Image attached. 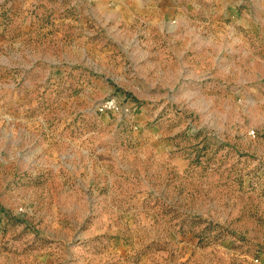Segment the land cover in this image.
I'll return each instance as SVG.
<instances>
[{
  "label": "rangeland",
  "instance_id": "obj_1",
  "mask_svg": "<svg viewBox=\"0 0 264 264\" xmlns=\"http://www.w3.org/2000/svg\"><path fill=\"white\" fill-rule=\"evenodd\" d=\"M46 15L36 14L30 44L22 50L10 44L9 52L28 54L29 64L39 57L61 66L70 44L53 37L50 24L57 17ZM199 48L179 38L177 59L163 56L162 74L147 78L149 91L127 100L108 97L124 111L119 117L114 111L105 128L102 119L99 129L88 115L96 98L84 92L81 101L74 100L82 86L68 92V85L61 106L27 113L50 121L41 131L50 152L34 153L39 143L33 134L24 135L19 153L11 159L7 151L4 161L19 167L43 161L50 181L43 188L17 189L2 178L8 202L0 211L12 222L0 217V264H264V63L214 62ZM127 62L122 63L128 67ZM42 79L32 76L37 86ZM19 127L22 133L40 132L35 122ZM92 128L94 141L85 142ZM91 143L106 152L95 155L99 165L106 158L108 173L93 175L86 168L91 158L81 157L80 148Z\"/></svg>",
  "mask_w": 264,
  "mask_h": 264
},
{
  "label": "crops",
  "instance_id": "obj_2",
  "mask_svg": "<svg viewBox=\"0 0 264 264\" xmlns=\"http://www.w3.org/2000/svg\"><path fill=\"white\" fill-rule=\"evenodd\" d=\"M37 13L56 16L50 24L54 26L53 37L61 44H70L61 55V66H52L51 60L39 57L31 59L34 65L29 64L28 54L23 55L21 51L35 35L39 22ZM179 38L187 40L193 50L195 45H202L196 51L203 52L206 60L221 63L228 59H252L264 63V0H0V124L10 125L5 131L3 126L0 129V204L8 202L3 199L6 194L2 178H10L11 187L17 189L43 188L50 181L47 164L43 161L28 167L9 164L8 159L4 161V154L10 151L12 159L14 153H19L22 137L31 134L39 143L34 147V153L48 155L41 131L50 121L44 116L29 117L28 112L40 107L61 106L65 98L60 101V97L67 94L68 85L71 84L68 92L72 91V85L82 86L78 91L80 99L74 96V100L81 101L84 92L88 94L85 98H96L99 102L88 115L99 129L98 119H102L105 128L116 112L99 113L97 106L102 99L113 96L124 100L136 92L149 91L147 78L151 74H162L163 56L169 55L171 61L177 59ZM10 44L21 50L9 52ZM151 44L158 46V50L149 51ZM162 44H168L170 50L163 52ZM123 61H128V67ZM238 73L243 74L241 64ZM35 74L43 76L42 85L34 84L32 76ZM119 90L124 91V97ZM91 99L89 101H93ZM78 106L82 108L83 105ZM122 106L130 107L124 103ZM9 108L10 113L6 114ZM15 108L21 109L20 115L13 113ZM117 114L119 117L123 111ZM31 122L40 126V132L34 134L27 129L22 133L19 124ZM95 136V128H92L86 134L85 142L94 141ZM78 140L83 144L84 136L80 134ZM99 150L93 143L85 149L80 148L81 157L88 154L91 158L86 168L93 175L109 172L106 158H102L105 162L100 165L97 162L95 153L107 156L104 150ZM78 165L82 171V162ZM52 168L54 172L61 171L58 165ZM31 189L25 197L31 196ZM14 197L18 198L17 195ZM1 216L4 222H12L10 215L2 210ZM38 226L41 230L45 228Z\"/></svg>",
  "mask_w": 264,
  "mask_h": 264
},
{
  "label": "built area",
  "instance_id": "obj_3",
  "mask_svg": "<svg viewBox=\"0 0 264 264\" xmlns=\"http://www.w3.org/2000/svg\"><path fill=\"white\" fill-rule=\"evenodd\" d=\"M98 111H104V110H113L115 112H119L121 110L124 111V109L119 107L115 100L113 98H106L104 99L98 106Z\"/></svg>",
  "mask_w": 264,
  "mask_h": 264
}]
</instances>
